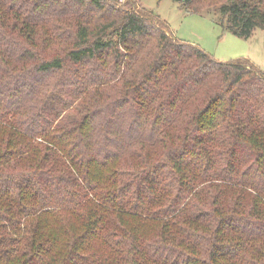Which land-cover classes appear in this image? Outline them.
<instances>
[{
	"label": "trees",
	"instance_id": "obj_1",
	"mask_svg": "<svg viewBox=\"0 0 264 264\" xmlns=\"http://www.w3.org/2000/svg\"><path fill=\"white\" fill-rule=\"evenodd\" d=\"M0 264H264V71L129 0H0Z\"/></svg>",
	"mask_w": 264,
	"mask_h": 264
},
{
	"label": "rangeland",
	"instance_id": "obj_2",
	"mask_svg": "<svg viewBox=\"0 0 264 264\" xmlns=\"http://www.w3.org/2000/svg\"><path fill=\"white\" fill-rule=\"evenodd\" d=\"M127 1L120 0V4L125 5ZM129 1L134 9H146L153 12L161 22L167 24L169 33L180 42L200 47L222 62L236 59L253 61L257 68L264 71V31L262 29H257L247 41L224 29L219 11L190 13L173 0Z\"/></svg>",
	"mask_w": 264,
	"mask_h": 264
},
{
	"label": "crops",
	"instance_id": "obj_3",
	"mask_svg": "<svg viewBox=\"0 0 264 264\" xmlns=\"http://www.w3.org/2000/svg\"><path fill=\"white\" fill-rule=\"evenodd\" d=\"M250 39H251V38H250ZM250 39H249V40H250ZM247 41H248V40H247ZM255 61H256V60H255ZM252 62H253V61H252ZM253 65H255V63H254V62H253Z\"/></svg>",
	"mask_w": 264,
	"mask_h": 264
}]
</instances>
